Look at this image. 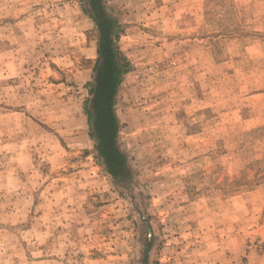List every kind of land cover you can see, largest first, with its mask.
Returning a JSON list of instances; mask_svg holds the SVG:
<instances>
[{
	"label": "rangeland",
	"instance_id": "obj_1",
	"mask_svg": "<svg viewBox=\"0 0 264 264\" xmlns=\"http://www.w3.org/2000/svg\"><path fill=\"white\" fill-rule=\"evenodd\" d=\"M0 264H264V0H0Z\"/></svg>",
	"mask_w": 264,
	"mask_h": 264
},
{
	"label": "trees",
	"instance_id": "obj_2",
	"mask_svg": "<svg viewBox=\"0 0 264 264\" xmlns=\"http://www.w3.org/2000/svg\"><path fill=\"white\" fill-rule=\"evenodd\" d=\"M98 8L100 9V7ZM107 21L112 25L113 21ZM103 49L107 60L97 80L94 107L96 119L93 126L99 141L100 152L112 174L118 175L126 171L124 154L116 146L115 131L117 122L112 109L120 69L115 62L111 43H104Z\"/></svg>",
	"mask_w": 264,
	"mask_h": 264
}]
</instances>
